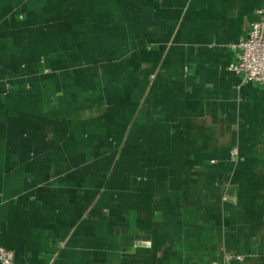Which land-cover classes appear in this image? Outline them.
Here are the masks:
<instances>
[{"label":"crops","instance_id":"crops-1","mask_svg":"<svg viewBox=\"0 0 264 264\" xmlns=\"http://www.w3.org/2000/svg\"><path fill=\"white\" fill-rule=\"evenodd\" d=\"M260 8L0 0L15 264H264V83L227 68Z\"/></svg>","mask_w":264,"mask_h":264},{"label":"built area","instance_id":"built-area-1","mask_svg":"<svg viewBox=\"0 0 264 264\" xmlns=\"http://www.w3.org/2000/svg\"><path fill=\"white\" fill-rule=\"evenodd\" d=\"M259 18L253 21L246 38L235 44L237 60L229 63L228 70L239 77L238 86L264 83V8L257 11ZM14 251L0 245V264H15ZM216 262L214 264H229Z\"/></svg>","mask_w":264,"mask_h":264},{"label":"rangeland","instance_id":"rangeland-1","mask_svg":"<svg viewBox=\"0 0 264 264\" xmlns=\"http://www.w3.org/2000/svg\"><path fill=\"white\" fill-rule=\"evenodd\" d=\"M232 152L237 154L238 151H237L236 148H233V149H232ZM229 257H230V259L232 258L231 255H229ZM216 262H219V261H215V262H213L212 264H214V263H216ZM223 262H225V261H221V263H223ZM225 263H226V262H225ZM229 264H230V263H229Z\"/></svg>","mask_w":264,"mask_h":264}]
</instances>
